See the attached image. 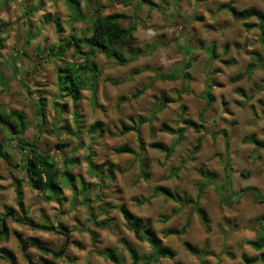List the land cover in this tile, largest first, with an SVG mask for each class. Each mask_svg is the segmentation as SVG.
Here are the masks:
<instances>
[{
  "label": "clouds",
  "instance_id": "9594fccd",
  "mask_svg": "<svg viewBox=\"0 0 264 264\" xmlns=\"http://www.w3.org/2000/svg\"><path fill=\"white\" fill-rule=\"evenodd\" d=\"M125 215L170 264H264V0H0V257L161 264Z\"/></svg>",
  "mask_w": 264,
  "mask_h": 264
},
{
  "label": "trees",
  "instance_id": "16d2710c",
  "mask_svg": "<svg viewBox=\"0 0 264 264\" xmlns=\"http://www.w3.org/2000/svg\"><path fill=\"white\" fill-rule=\"evenodd\" d=\"M68 2H69V5L71 6L72 0H68ZM9 131H11V129H9ZM41 159H43V157H41ZM34 167H35V165L30 162L29 170H32ZM47 167H48V165L45 164V168H47ZM36 178L40 180V185H39L38 190H42L43 188L47 187V189L49 191H51L54 194H57V190L59 189V185H54L51 177H49L47 185H45L43 179H41L39 176H37ZM65 178L68 180L69 183H72L73 177L66 174ZM33 187L35 188V187H37V185L33 184ZM73 189H75L74 185H73ZM60 191H62V189H60ZM124 219L127 223L132 225L134 235H136L137 232L143 231L142 227H138L134 221L129 220L127 215L124 216ZM6 232H7V228H6L5 233ZM143 235H144L145 241L150 245V247L155 249V257L161 258V259H163L164 257H167V259H171L170 251L168 249L162 250L160 248V246L153 240V238L148 235L147 231H143ZM17 238L20 240L19 236H17ZM30 240H32V239H30ZM20 242H21V244H24L23 241L20 240ZM1 251H3V249ZM129 251H131V250H129ZM188 251L191 252V249H188ZM192 254L196 255V253H192ZM99 255H101V256L108 255V260L112 261V263L116 264V262L112 260V254L105 252V253H99ZM5 258L7 259V261H9L10 264H16V262L13 261L12 256H9L7 252H3V256L0 257V260L5 259ZM119 258L120 257L117 256V260ZM261 259H264V253H261ZM246 264H247V262H246Z\"/></svg>",
  "mask_w": 264,
  "mask_h": 264
},
{
  "label": "rangeland",
  "instance_id": "374dc122",
  "mask_svg": "<svg viewBox=\"0 0 264 264\" xmlns=\"http://www.w3.org/2000/svg\"><path fill=\"white\" fill-rule=\"evenodd\" d=\"M73 190H75V189H73ZM62 191H63V189H62ZM6 211H7V208H6ZM22 211H23V209H22ZM42 215H43V213H42ZM44 220L45 221H47L48 220V217L47 216H44ZM34 223H36V222H34ZM37 224H40V223H37ZM7 225V224H6ZM16 224L13 222V226H15ZM41 225H51V224H49V223H47V222H45V223H42ZM7 227H8V225H7ZM25 229H30L32 232H34V233H40V232H46V231H42V230H38V229H32V228H30L29 226H27V225H20V227L19 228H17V229H15V231H18V232H20L21 234H24V230ZM49 233H51L52 235H54V236H57V237H60V235H58V234H56V233H52V232H49ZM15 234V233H14ZM133 236H135L134 234H133ZM3 238L4 239H7V236H6V234L3 236ZM32 237H30L29 238V240L31 239ZM35 238H39V239H41L40 237H35ZM39 239H37V240H39ZM17 242L20 244V250H21V253H23L22 252V249H21V246H22V244H21V242H20V240L17 238ZM147 243V242H146ZM72 245L75 247V248H78L81 252L83 251V248L81 247V244L78 242V241H76V240H73L72 241ZM147 245L150 247V245L147 243ZM45 246H47V247H50V246H48V245H45ZM5 247H10V246H5ZM124 247L126 248L127 247V245H124ZM50 248H52V249H54V250H56V251H59L60 249H59V247H55V246H51ZM151 248V247H150ZM2 249H0V251H1ZM44 258H46L47 260H51V261H53L55 264H73V262H74V260L75 259H78V257L77 256H75L74 254H72V253H68L67 251H66V254L64 255V256H62L61 258H56V259H53V258H51L50 256H48V255H45V254H41ZM98 255H99V253H98ZM193 255V254H192ZM7 260V259H6ZM24 261L25 262H27V260L25 259V257H24ZM170 261H171V259H161V264H170ZM0 264H5V259H2V260H0ZM7 264H10L9 263V261H7ZM28 264V263H27ZM101 264H104V262L103 261H101ZM112 264H114V263H112ZM193 264H196V262H193Z\"/></svg>",
  "mask_w": 264,
  "mask_h": 264
},
{
  "label": "water",
  "instance_id": "95a60500",
  "mask_svg": "<svg viewBox=\"0 0 264 264\" xmlns=\"http://www.w3.org/2000/svg\"><path fill=\"white\" fill-rule=\"evenodd\" d=\"M7 215H11V213L9 212ZM27 226L33 228V229H38V230H43V231H48V232H57L55 231V228L53 225H41V224H37L34 222H29L27 223ZM6 230V224H1V230L0 233H5ZM60 235H63V231L61 232H57ZM65 245H67L69 243V240L67 237H65ZM35 247L39 250V251H43L45 253H51L54 257H62L65 254L66 248L63 247L60 251L55 252L52 248H49L47 246H40L39 244H36ZM24 251V245L22 246V252ZM27 262L29 264H31V261L29 260L28 256H25Z\"/></svg>",
  "mask_w": 264,
  "mask_h": 264
},
{
  "label": "flooded vegetation",
  "instance_id": "af4514ba",
  "mask_svg": "<svg viewBox=\"0 0 264 264\" xmlns=\"http://www.w3.org/2000/svg\"><path fill=\"white\" fill-rule=\"evenodd\" d=\"M9 213V211L7 210L6 211V215ZM9 218H11V219H13V222L15 223V224H20V222L18 221V220H16L14 217H12L11 215L9 216V215H7ZM20 225H27V223H23V224H20ZM6 228H8L7 227V225H6ZM31 228V227H30ZM33 229V228H32ZM0 230H1V224H0ZM6 231V230H5ZM43 231V230H42ZM46 232H48V231H46ZM52 233H56V234H58V235H60L59 233H57V232H52ZM61 236V235H60ZM31 239H39V238H35V237H32ZM29 241H31V240H29ZM64 242H65V239H64ZM24 244H22V246H23ZM22 246H21V249H22ZM50 248V247H49ZM63 247H59V249L61 250ZM38 250V249H37ZM54 250V249H53ZM59 250V251H60ZM39 251V250H38ZM55 252H58V251H56V250H54ZM66 251H67V249H66ZM66 251H65V254H66ZM39 253L40 254H45V255H48V256H50L51 258H53V259H56L57 257H54L51 253H45V252H43V251H39ZM64 254V255H65ZM63 255V256H64ZM25 257V256H24ZM59 258H61V257H59ZM26 259V258H25ZM41 260H42V262H43V264H55L53 261H51V260H47L46 258H44L42 255H41ZM28 263V262H27ZM29 264V263H28Z\"/></svg>",
  "mask_w": 264,
  "mask_h": 264
}]
</instances>
